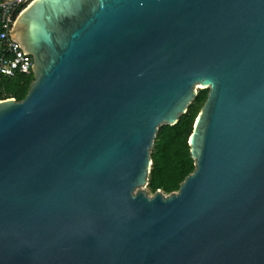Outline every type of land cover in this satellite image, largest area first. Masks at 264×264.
<instances>
[{
    "label": "water",
    "instance_id": "water-1",
    "mask_svg": "<svg viewBox=\"0 0 264 264\" xmlns=\"http://www.w3.org/2000/svg\"><path fill=\"white\" fill-rule=\"evenodd\" d=\"M0 100V264H264V0H32ZM208 89L194 170L149 196L151 149Z\"/></svg>",
    "mask_w": 264,
    "mask_h": 264
},
{
    "label": "trees",
    "instance_id": "trees-1",
    "mask_svg": "<svg viewBox=\"0 0 264 264\" xmlns=\"http://www.w3.org/2000/svg\"><path fill=\"white\" fill-rule=\"evenodd\" d=\"M32 81V75H17L13 78L1 76L0 99H23ZM206 97L205 89H201L193 101L204 102ZM197 114L192 110L191 103L175 125L159 127L150 153L152 164L147 186L152 193L158 189L164 193L177 191L185 177L194 170L188 139Z\"/></svg>",
    "mask_w": 264,
    "mask_h": 264
},
{
    "label": "built area",
    "instance_id": "built-area-1",
    "mask_svg": "<svg viewBox=\"0 0 264 264\" xmlns=\"http://www.w3.org/2000/svg\"><path fill=\"white\" fill-rule=\"evenodd\" d=\"M31 1L0 0V77L33 76L32 56L22 54L21 49L10 38L16 17Z\"/></svg>",
    "mask_w": 264,
    "mask_h": 264
},
{
    "label": "rangeland",
    "instance_id": "rangeland-1",
    "mask_svg": "<svg viewBox=\"0 0 264 264\" xmlns=\"http://www.w3.org/2000/svg\"><path fill=\"white\" fill-rule=\"evenodd\" d=\"M33 77V76H32ZM30 85V84H29ZM201 90V89H198V91ZM206 91V94L208 93V89H205ZM203 102H199V103H195L194 101H192V110L195 111V113H198L200 108H201V105H202ZM152 151V149H151ZM143 190L149 195V196H152L154 193L151 192V190L149 189L148 186L144 187ZM163 192V191H162ZM172 193V192H171ZM163 194L165 195H168L170 193H164Z\"/></svg>",
    "mask_w": 264,
    "mask_h": 264
}]
</instances>
